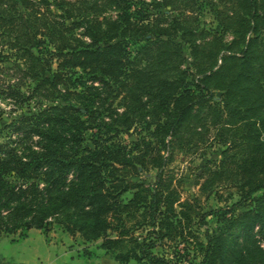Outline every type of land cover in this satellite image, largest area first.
Here are the masks:
<instances>
[{
  "label": "trees",
  "instance_id": "trees-1",
  "mask_svg": "<svg viewBox=\"0 0 264 264\" xmlns=\"http://www.w3.org/2000/svg\"><path fill=\"white\" fill-rule=\"evenodd\" d=\"M179 1L186 17H192L204 0ZM121 2L100 0L104 6ZM3 3L11 15V10L18 13L6 19L0 14L2 25H8L0 32V55L13 57L11 74L19 71L34 81L31 94L56 91L64 103L36 114L23 112L4 126L0 234L26 238L32 228L47 235L59 226L81 239L87 256V247L94 244L121 264H182L187 246L196 239L199 264H264V246L257 238L264 240V0H216L222 9L217 12L219 32L234 35L226 48L216 38L201 40L191 24H178L176 18L166 26L153 25L148 18L159 19L160 12L153 16L139 8L112 22L94 21L95 30L86 26L84 32L91 42L74 44L57 30L54 19L40 12L39 0ZM98 7L93 2L92 8ZM0 13L5 10L0 8ZM146 33L153 38H145ZM40 36L49 37L52 46L48 42L44 48ZM236 39L242 44L233 51ZM133 40L143 41L134 54L128 48ZM184 45L191 60L186 68ZM4 47L9 52L3 53ZM78 69L109 91L114 85L123 93L125 108L117 121L134 108L146 129L154 126L149 135L155 146L146 142L144 150L134 152L117 135L108 134L114 128L93 100H82V111L70 103L69 95L78 94L72 87ZM15 77L0 82V96L21 108L29 95L19 90ZM217 91L219 101L214 99ZM94 127L98 136L90 147L84 133ZM102 127L107 130L102 132ZM212 141L224 149L218 161L204 165L200 191L234 184L239 199L227 208L228 218L227 212L219 216L229 225L211 230L206 218L217 210L204 212L195 200H181L164 153L171 154L173 148L195 151ZM149 168L156 170L153 182L135 179ZM244 204L248 209L236 214L235 208ZM195 225L203 228L202 240ZM234 225L239 235L233 239L227 228Z\"/></svg>",
  "mask_w": 264,
  "mask_h": 264
},
{
  "label": "rangeland",
  "instance_id": "rangeland-1",
  "mask_svg": "<svg viewBox=\"0 0 264 264\" xmlns=\"http://www.w3.org/2000/svg\"><path fill=\"white\" fill-rule=\"evenodd\" d=\"M39 2L41 3L40 12H42V14H47L48 17L54 19L55 22H53V24H58L59 26L57 30L64 32L65 35L68 36L70 42H73L74 44H79L80 41L86 43L91 42L92 39H89L84 32L86 26L91 27L93 31L95 30L96 24H92L94 21L99 20L103 22V24L106 20L112 22L118 20L121 15L125 17L126 13L133 12L138 8L153 16L157 12H160L161 15L158 16L159 19L152 17L148 18L153 25L159 24L160 26H166L172 21V19L176 18L178 24H191L192 30L201 34V40L218 39L221 43V48H226L234 38L232 32H219L217 28L219 21L217 12L222 9L221 5L216 3V0L199 1L197 12L194 13V16L192 17H186V11L182 10V4L179 0L173 1L171 6L165 5L166 0H124V2H121L123 5L120 6H116L114 3L104 6L100 4V0H39ZM93 2H96L99 7L92 8ZM0 8L5 10L4 14L0 13L5 19L8 18V16H15L16 14L18 16V13L14 10H11L12 15L8 12V10L11 9L8 3L1 4ZM17 8L19 10L21 7L18 6ZM14 16L12 17L16 18V16ZM0 24V32H2L4 27H8V25H2L1 22ZM60 24L63 25L60 26ZM102 26L105 27L104 25ZM40 38L45 40L42 46L47 48L46 46L48 45L50 38L46 36H40ZM145 38L150 39L153 38V36L147 34ZM117 40L118 39L115 41ZM236 41L233 51H238L241 48L242 40L236 39ZM142 43L143 41L133 40L131 41V44L129 42L128 48L132 51V54H134ZM37 48L38 47L35 44L31 45V49L37 50ZM8 50V48L4 47L2 52L7 53L9 52ZM184 53L187 57V45H184ZM9 58L10 59L2 58V55H0V67L2 70L0 71V82L3 84L7 81L13 82L17 78L15 76H18V88L24 96L29 95V101L24 103L21 108H17L16 105H14V101L9 100V98L5 96H0V141L4 140L7 135V129H4V126L10 123L13 119H18L23 115V112H26L24 113L26 115L36 114L40 108L43 110L50 105L64 103L57 97L58 93L56 91L54 93L40 91L39 93L31 94L35 82L28 77L23 76L19 71H16L15 74H11L14 73L15 66L12 59L13 57ZM56 61V58L52 61L53 69L56 68ZM190 61V58L187 57L182 68H186L190 64ZM6 67H12V69L6 70ZM73 78L75 79L72 87L76 89L78 94L69 95L70 103L75 104L82 111V106L84 104L82 100H93V107L99 108L103 120L112 124L114 128L109 130L108 134L117 135L116 138L126 145L127 148H134V152L140 149L144 150L143 148L145 147L146 142L155 146L153 138L149 135V132L152 131L154 126H151V129H146L145 121L140 119V116L136 114L137 112L134 108L130 109L127 114L123 115L120 119L121 123L117 121L120 113L125 107L124 102L122 101L123 93L117 91V88L114 85H111L113 91H109L107 87L102 85V83L92 79L93 77L89 72L79 69L73 74ZM91 85L95 87L94 90H88L85 88L86 86ZM58 87L64 88V85L59 83ZM214 99L219 101L221 99V93L218 91L215 92ZM85 118L86 116L83 117V119ZM94 128L95 129L87 130L84 133L85 139L90 147H93L91 140L98 136L95 133L97 127ZM100 130L104 132L107 129L102 127ZM136 143L138 144L137 146L135 145ZM223 149L224 146L212 141L195 151H186L185 148H173L171 154L164 153V155H167L169 158L166 168L172 173L174 180L178 184L181 200H184L186 197L195 200V204L204 212L217 210L215 214L209 215L206 218L207 224L211 230L229 225L220 221L222 217L219 216H223L227 212L225 218H228L231 215V212H229L227 208L239 199L238 191L234 184L227 183L226 185L212 187L211 190L205 192L200 191L204 165L208 160L218 161ZM155 174L156 170L149 168L147 171H141L139 177L135 179L144 180L145 184H148L154 181ZM260 194L261 193H257L255 196H259ZM247 204L236 207L235 213L239 214L246 211L248 209V207H246ZM58 227L59 226L52 227L47 235L43 234V232L38 233L36 229L31 232L29 238H27L28 236L26 237L27 239L17 238V233L10 235L1 233L0 264H68V258L62 257L64 249L61 245H65V247L68 248L72 245H77V243L82 244V242L79 237L72 238L67 233L62 232ZM193 229L196 230V234L200 236V239L202 240L203 238H201V234L203 228H198L195 225ZM227 231V233L230 232V237L233 239L235 236L239 235V227L236 225L227 228ZM63 233L70 237H66ZM64 238H67V240L68 238H71L72 242L66 241ZM257 238L259 239L261 246H264V240L259 236H257ZM237 239L238 242H240V238ZM191 240V244L187 246L189 254L185 255L182 264H199L201 260V255L196 252V247L194 246L196 239ZM182 246L183 244L179 245L180 248H182ZM87 249L91 251V256L84 254V246L78 249V256L82 258H91L95 255L97 250H102L96 248L94 244L89 245ZM156 250L158 253L162 252L160 248H157ZM130 264L140 263L132 260L130 261Z\"/></svg>",
  "mask_w": 264,
  "mask_h": 264
},
{
  "label": "crops",
  "instance_id": "crops-1",
  "mask_svg": "<svg viewBox=\"0 0 264 264\" xmlns=\"http://www.w3.org/2000/svg\"><path fill=\"white\" fill-rule=\"evenodd\" d=\"M36 230L35 228H32L28 231V237L31 234L32 231ZM38 233H42V231L40 229H37ZM65 235V233H63ZM66 237H70L68 235H65ZM26 238V239H27ZM64 240L66 241H71V238H64ZM71 245V244H70ZM62 248L64 249V252L62 254V257H67L68 264H121L117 261H115L109 254H106L104 251L102 250H97L95 252V255L91 258H85V257H79V250L80 248H82L84 245L83 244H79L77 243V245H72L68 248L65 247V245H61ZM75 255V257H74ZM132 261V260H130ZM130 261L126 264H130Z\"/></svg>",
  "mask_w": 264,
  "mask_h": 264
}]
</instances>
